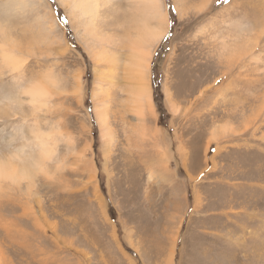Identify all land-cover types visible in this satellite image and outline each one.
<instances>
[{
    "label": "rangeland",
    "instance_id": "rangeland-1",
    "mask_svg": "<svg viewBox=\"0 0 264 264\" xmlns=\"http://www.w3.org/2000/svg\"><path fill=\"white\" fill-rule=\"evenodd\" d=\"M160 1L141 122L143 2L0 0V264H264V0Z\"/></svg>",
    "mask_w": 264,
    "mask_h": 264
},
{
    "label": "bare ground",
    "instance_id": "bare-ground-1",
    "mask_svg": "<svg viewBox=\"0 0 264 264\" xmlns=\"http://www.w3.org/2000/svg\"><path fill=\"white\" fill-rule=\"evenodd\" d=\"M63 1L66 2L67 4L70 3L72 5V8L76 9L79 12V14L86 15L88 17V25L86 26V29L93 32L94 22L96 20L95 18L98 12V8L101 6L103 2H107L108 0H63ZM140 1L143 2L145 5L144 13L142 14V15L145 14V16L142 17L139 16V18L137 19L138 20L137 24L134 27V32H132L129 36V38H131L129 39V47H128L130 50V54H129L130 57L126 65V70L127 73L129 74V77L132 78L129 90H131V99H132L131 102L134 104L133 108L136 109V113L139 117V120L141 122H144V118H143L144 115L146 113L153 112L152 96L148 82L149 62L151 59L153 46L160 40V38L164 35L166 31V17H164V14L162 12V5L160 0H140ZM141 11L143 12V10ZM147 18H149V20L156 22L154 24L149 25V22L148 23L146 22ZM98 55L104 61H109L112 56L111 53L107 54V51L104 50L98 51ZM105 79H107V77ZM127 92L128 91H126V93ZM24 93L29 96L28 100L38 105L47 101L46 92L39 84L29 86L28 88L25 89ZM96 116L98 117V115ZM102 118H106V117H102ZM104 126L105 125H103V127ZM105 129H107V127H105ZM14 157H18V156L15 155ZM0 170L1 171L4 170L3 165L2 167H0Z\"/></svg>",
    "mask_w": 264,
    "mask_h": 264
}]
</instances>
